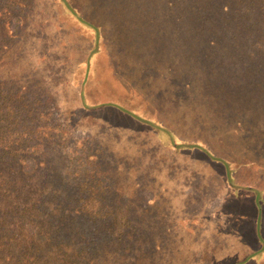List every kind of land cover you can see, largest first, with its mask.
<instances>
[{
  "label": "rangeland",
  "instance_id": "1",
  "mask_svg": "<svg viewBox=\"0 0 264 264\" xmlns=\"http://www.w3.org/2000/svg\"><path fill=\"white\" fill-rule=\"evenodd\" d=\"M53 1L0 0V49L9 43L0 57L3 143L26 150L23 182L39 193L33 201L48 228L38 233L29 222L26 253L16 254L22 264H200L192 249L203 250L225 192L212 158L256 161L240 178L264 186V0H69L101 34L88 97L127 90L149 101L174 133L168 141L129 121L124 135L85 129L67 111L75 101L64 82L56 101L40 95L45 78L10 77L37 66L38 46L76 58L96 46L95 34ZM91 197L97 204L88 208Z\"/></svg>",
  "mask_w": 264,
  "mask_h": 264
},
{
  "label": "trees",
  "instance_id": "2",
  "mask_svg": "<svg viewBox=\"0 0 264 264\" xmlns=\"http://www.w3.org/2000/svg\"><path fill=\"white\" fill-rule=\"evenodd\" d=\"M55 1L63 13L77 19L85 32L90 30L95 34L97 37L96 40L94 38L96 46L90 52L87 51L82 56L83 58L73 57L69 54V49L67 50L65 47L57 50L38 46L35 48V56L39 58L37 66L23 68L24 65H21L11 71L10 77L16 79L15 77L18 75L23 80L26 73H32L34 76L45 78V83L44 80H40L43 82L40 95H45L47 99L56 101L59 93L55 91V85L64 82L68 85L69 91H72L74 96L72 100L75 101L67 109L69 115L71 117L78 115L76 118L78 122L85 129L89 126L93 132L96 129L99 134L118 132V134L124 135L125 125L129 121L148 126L150 131L158 134L162 141H168L166 139L168 136L174 137V133L168 131L161 120L151 115L154 114L151 112V103L127 90H124L123 94V91H119L113 94V97L103 89L101 93H97L98 97L92 98L90 95L88 97L86 89L92 70L90 66L96 63L97 55L101 52L100 29L85 19L83 11L69 7L72 4L69 0H54L53 4ZM50 10L46 7L39 13L41 28L38 31L40 35L38 40L41 42L40 44L46 41L45 29L49 25L47 17H50ZM32 28V31L36 29V27ZM65 33H69V31ZM17 34V31H13L9 35L10 39L18 37ZM62 38L66 37L62 35ZM97 40L98 42H96ZM66 43L67 40H64V45ZM8 44H6L7 47ZM12 44H19V42L16 39ZM6 46H2L0 49V57ZM67 57L70 65L64 62ZM81 65L84 66L83 72ZM6 82L4 80V83ZM16 86H18L16 93L27 92L25 90L27 84L24 82ZM106 110L110 113L105 114ZM2 114L3 120H0V141L2 142L0 143V264H11V259L22 264L23 259L16 253L27 250L24 227L30 222L32 226L38 227V233H45L48 228L37 213L33 201L39 193H34L33 185L26 186L23 182L28 168L27 155L24 152L26 150L22 145L20 146L21 143L16 147L13 143H3L8 129L3 125L7 120L6 112L3 111ZM261 128L263 127L259 125L258 129ZM187 143L183 146L198 147L195 143ZM260 147H264V141ZM34 158L36 160L37 156L35 155ZM212 161L215 166H222V170L219 167L215 175L223 178L225 192L219 196V208L214 211V226L205 228V231L213 232L211 234L213 240H211L210 233H205L207 241L203 250L192 249L195 259L200 264H264V186L258 185V179L247 181L240 178L241 172H252L251 165L256 161H240L233 158H212ZM41 163L42 161H38L37 164ZM100 186L102 183L98 181L96 187L101 189ZM212 200H218V196H214ZM223 200L227 203H223ZM93 204H97L96 198L91 197L85 201V206L88 208L93 207ZM191 225L194 227L193 223ZM27 241L31 243V241Z\"/></svg>",
  "mask_w": 264,
  "mask_h": 264
}]
</instances>
